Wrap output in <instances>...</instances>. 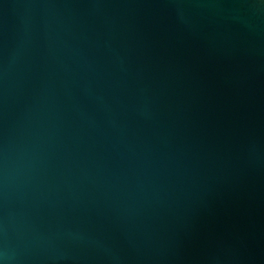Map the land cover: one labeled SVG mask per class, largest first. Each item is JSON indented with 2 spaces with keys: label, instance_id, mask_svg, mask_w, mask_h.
<instances>
[{
  "label": "water",
  "instance_id": "1",
  "mask_svg": "<svg viewBox=\"0 0 264 264\" xmlns=\"http://www.w3.org/2000/svg\"><path fill=\"white\" fill-rule=\"evenodd\" d=\"M0 264H264V0H0Z\"/></svg>",
  "mask_w": 264,
  "mask_h": 264
}]
</instances>
